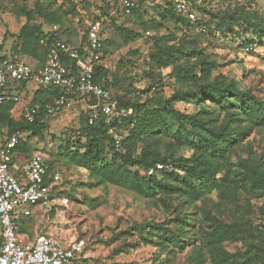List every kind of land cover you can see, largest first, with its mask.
<instances>
[{
    "label": "trees",
    "instance_id": "1",
    "mask_svg": "<svg viewBox=\"0 0 264 264\" xmlns=\"http://www.w3.org/2000/svg\"><path fill=\"white\" fill-rule=\"evenodd\" d=\"M115 1L117 0L99 10ZM147 1L150 0H142L133 15L127 18L139 17V8ZM164 1L167 5L164 13H171L174 22L182 28L181 43L169 46L168 38L156 41L150 64L162 68L173 67L176 83L186 88L176 91L168 100H164L159 91L158 106L155 108L148 107L147 103L141 104L134 98L125 100L121 94L116 93L112 88L115 85L109 77V32L115 29L126 41H134L138 33L127 29L124 22L119 24V20H113L102 33L104 49L101 61L95 68V79L105 89L114 92L122 107L134 110L135 122L132 125L127 120L118 125L123 134L124 131L127 132L121 151H116L108 135V127L101 118L95 124H88L78 134L75 133L73 142L67 140L61 155H65L70 164L87 170L100 184L119 186L148 198H185V204L190 207L198 200H209L208 195L214 190L219 191L222 204L226 205L229 200L235 206L236 195L239 191H244L261 201L259 213L264 217V158L250 156L242 159L237 165L239 169L231 165L232 155L243 145L248 135L264 127V98H258L250 90L240 89L225 77L213 78L214 64L203 56L197 46L198 37L206 39L216 33L230 37L238 33L246 35L252 31L257 39H263L264 14L255 11L256 0H244L243 4L236 0L234 3L218 0V3H210V8L200 5L199 0H186L195 14L202 13L207 17L192 22L188 14H177L174 11L171 0ZM24 4L27 22L19 34L22 40L20 51L29 54L43 37L47 46L46 58L41 67L44 69L49 49L58 41L61 32V29L57 33L51 29L55 25L62 28L63 22L56 14L45 15L39 3L35 8H29L27 0H24ZM49 24L52 25L51 29L44 33L43 28ZM160 27V24H156L151 29L158 31ZM88 28L87 24L79 42H66L83 49L87 44ZM194 29L200 32L197 36L191 34ZM5 41L6 37L0 44L1 54ZM255 41L252 38L245 41V44L253 45ZM2 56L7 59L5 55ZM187 58L196 61L184 63L183 60ZM65 63L72 68L76 66V62L69 59ZM58 96L59 91L55 88L40 87L36 91L28 106L29 109L36 105L41 107L40 112L34 113V123H29L23 116L20 120L13 117L16 103L0 106V137L3 135L2 128L6 127L8 131L3 144L12 135L20 134L12 159L14 164L20 153L27 162L32 158L27 159L30 146L22 138L27 135L42 136L47 129L46 118L51 116L47 107L53 105ZM173 102L194 103L197 112L184 115L172 107ZM186 149L190 152L189 156H177L178 152ZM47 164L49 173L46 180L50 183L49 177L57 170H54L49 159ZM222 174L224 175L218 177ZM57 185L53 187V197L59 195ZM201 212L210 229L205 235L196 231V213L183 211H179L171 221L172 227L150 221L135 223L131 231L138 233L147 244L156 243L153 242V237H159L157 245L181 251L196 243L190 256L191 262L196 264H204L207 259L211 264H264L263 227L259 228L250 218L245 217H237L233 223L226 224L213 216L207 208ZM54 213L53 207L50 214ZM30 219L22 221L20 235L24 231L23 226ZM1 242L0 237V246ZM227 243H242L243 248L231 253L227 250ZM84 250L72 264H80Z\"/></svg>",
    "mask_w": 264,
    "mask_h": 264
},
{
    "label": "rangeland",
    "instance_id": "2",
    "mask_svg": "<svg viewBox=\"0 0 264 264\" xmlns=\"http://www.w3.org/2000/svg\"><path fill=\"white\" fill-rule=\"evenodd\" d=\"M113 1L27 0V6L35 8L39 3L45 15L56 14L63 22L62 28H59L61 32L58 41L69 40L75 44L81 40L86 25L95 12ZM227 1L234 3L235 0ZM199 2L210 8V3H218V0ZM166 6L164 0H150L140 6L139 17L119 21V24L124 22L127 29L138 33L134 41L124 40L115 29L109 32L108 37V63L111 69L109 77L115 85L112 88L125 100L134 98L141 104L147 103L150 108L158 106L159 91L163 94V99L168 100L176 91L186 88L176 83L173 67L162 68L150 64L156 41L168 38L169 46L181 43L182 28L174 22L171 13H164ZM254 6L255 11L264 14V0H256ZM24 7V0H0V44L6 37L2 54L7 59L22 60L36 70H41L47 51L43 37L29 54L20 51L22 40L19 34L27 22ZM164 15L167 17L164 18ZM196 15L198 20L207 18L202 13ZM156 24L161 25L158 31L151 29ZM51 26L46 25L43 32H49ZM147 31L152 36L146 35ZM198 33L197 29L191 31L192 36H197ZM256 36L252 31L246 35L238 33L230 37L216 33L206 39L198 37L197 46L203 56L214 64L213 78L225 77L240 89L250 90L258 98H264V38L257 39ZM252 38L256 40L253 45L245 44V41ZM195 61L196 59L188 58L183 60L184 63ZM24 85L26 86L19 89L23 93L21 100L12 112L16 120H20L25 114L24 111L28 109L36 93L37 85L34 82ZM172 107L184 115L197 112L194 103L173 102ZM84 108L85 103L79 100L71 109L61 110L47 117V129L42 136L27 135L22 138L30 146L28 160L40 152L50 160L54 170L61 176L56 189L59 195L54 197V214H50L52 209L43 211L38 205H30L33 215L23 226L21 234L28 243H33L44 235L61 243L84 241L85 250L80 264H196L190 260L196 243L182 251L157 245L159 237H153V242L156 243L147 244L138 233L131 231L132 225L153 221L172 227L171 221L179 211L195 212L196 231L205 235L210 229L201 210L207 208L213 216L226 224L233 223L237 217H245L250 218L259 228H264V217L259 213L261 201L244 191H239L236 195L235 206L229 200L226 205L222 204L219 191L214 190L208 195L209 200H198L190 207L185 204V198H148L119 186L100 184L87 170L70 164L67 157L61 155L66 141L70 139L73 142L75 133L78 134L81 129L90 125L89 119L84 116ZM2 132L0 148L7 138V128H2ZM180 155L189 156L190 152L186 149L177 153V156ZM17 156L15 161L18 166L27 163L23 154ZM250 156L264 158V127L248 135L243 145L232 155L231 165L237 166L240 160ZM235 169H239L238 166ZM242 248V243H227V250L231 253ZM204 264H211V261L207 259Z\"/></svg>",
    "mask_w": 264,
    "mask_h": 264
},
{
    "label": "built area",
    "instance_id": "3",
    "mask_svg": "<svg viewBox=\"0 0 264 264\" xmlns=\"http://www.w3.org/2000/svg\"><path fill=\"white\" fill-rule=\"evenodd\" d=\"M141 1L117 0L107 8L96 11L88 23L85 47L81 49L77 45L56 41L49 49L45 68L41 71H36L22 60L4 59L0 53V106L20 102V96L10 92L17 85L34 82L38 89L55 88L59 96L53 105L47 107L49 115L71 109L81 100L85 103L84 116L90 124L103 118L116 151H121L124 134L118 125L127 120L133 125L135 113L131 108L122 107L112 90L96 82L95 68L101 61L104 49L103 30L113 20L120 21L132 16ZM171 2L177 14H188L192 22L198 21L186 0ZM236 2L243 4L244 0ZM51 31L57 33L58 26H53ZM147 35L152 36L150 32ZM66 59L76 62L75 68L68 66ZM40 109L39 105L28 108L23 117L29 123H34V113L40 112ZM19 140L20 134L16 133L0 148V264H72L80 258L84 241L61 244L44 235L28 243L19 233L21 222L33 215L30 205H38L43 211L53 208V187L61 181L60 174L56 172L49 177L51 182H47L49 166L42 153L33 155L22 167L15 165L12 159Z\"/></svg>",
    "mask_w": 264,
    "mask_h": 264
},
{
    "label": "crops",
    "instance_id": "4",
    "mask_svg": "<svg viewBox=\"0 0 264 264\" xmlns=\"http://www.w3.org/2000/svg\"><path fill=\"white\" fill-rule=\"evenodd\" d=\"M8 60H10V59H8ZM13 61V60H12ZM47 62V61H46ZM46 62H45V65H46ZM34 68V67H33ZM35 69V68H34ZM36 70V69H35ZM41 70H43V69H41ZM41 70H36V71H41ZM23 86H26V85H22V86H19V85H17V86H14L13 88H11L10 89V92H13L14 94H17V95H19V96H21V95H23V93L21 92V90H19L20 88H23ZM24 90H26V92H28L27 91V89L25 88ZM23 90V91H24ZM38 90V87L36 88V91ZM34 95H35V93H34ZM34 97V96H33ZM15 165H17L16 163H15ZM18 166V165H17ZM20 167V166H19ZM22 167V166H21Z\"/></svg>",
    "mask_w": 264,
    "mask_h": 264
}]
</instances>
